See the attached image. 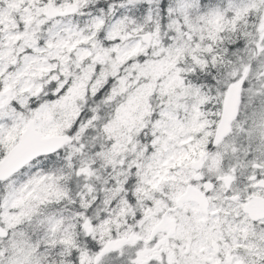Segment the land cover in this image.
<instances>
[{
	"label": "snow or ice",
	"instance_id": "1",
	"mask_svg": "<svg viewBox=\"0 0 264 264\" xmlns=\"http://www.w3.org/2000/svg\"><path fill=\"white\" fill-rule=\"evenodd\" d=\"M0 264H264V0H0Z\"/></svg>",
	"mask_w": 264,
	"mask_h": 264
}]
</instances>
